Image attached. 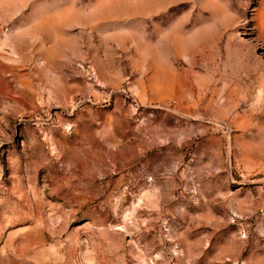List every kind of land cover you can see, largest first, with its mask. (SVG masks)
<instances>
[{
	"label": "rangeland",
	"instance_id": "1",
	"mask_svg": "<svg viewBox=\"0 0 264 264\" xmlns=\"http://www.w3.org/2000/svg\"><path fill=\"white\" fill-rule=\"evenodd\" d=\"M0 264H264V0H0Z\"/></svg>",
	"mask_w": 264,
	"mask_h": 264
}]
</instances>
